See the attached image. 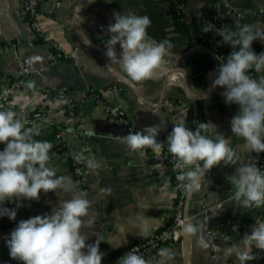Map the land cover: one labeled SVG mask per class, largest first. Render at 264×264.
Masks as SVG:
<instances>
[{
	"label": "crops",
	"instance_id": "obj_1",
	"mask_svg": "<svg viewBox=\"0 0 264 264\" xmlns=\"http://www.w3.org/2000/svg\"><path fill=\"white\" fill-rule=\"evenodd\" d=\"M37 1L44 26L70 51L69 61H61L41 47L39 42L43 39L30 28L15 0H0V93L22 75L20 58L26 66L23 84L11 96V104L0 109L11 108L16 118L28 127L22 111L38 105L46 89L72 91L80 101L87 130H94L88 137L90 149L83 151L86 158L99 161V167L94 168L88 178L91 191L86 193L92 202L90 211L96 222L94 229L85 231L90 232L88 242H94L97 236L105 240L100 243L101 251L106 253L102 264L136 237L160 228L172 212L175 198L168 166L163 162H150L144 148H130L124 139L128 133L105 114L99 103L85 99L90 89L101 90L108 102L124 107L142 130L148 125H158V135L169 134L175 123L184 121L193 102L200 105L206 121L217 125L216 132L229 140L238 159L214 166L205 174L200 190L187 195L184 206L187 222L201 225L203 231L186 235L181 229L179 247L171 251L173 258L169 264H239L235 254L228 255L225 249L233 243H242L243 235L259 223L264 209L263 204L245 207L236 201V187L229 177L236 175V169L242 164L254 162L259 167L264 152H250L244 138L231 130V118L239 107L225 102L222 87H213L220 63L218 55L195 35L184 36L176 31L169 0ZM224 2L233 11L228 18V29L264 21V0ZM210 8L211 0H187V26L199 29ZM118 11L151 18L149 35L157 42L166 40L171 45L170 54L165 57V71L143 81H133L118 62L106 56L108 25L114 22V14ZM252 47L257 53L264 52V41L254 40ZM115 48L120 55L119 43ZM259 75L255 73V77ZM57 112L55 105L48 106L39 137L53 144L49 150V167L55 168L57 175L73 178L70 160L58 152L57 142L52 137L53 126L49 121L57 118ZM63 138L74 151L83 149L74 127L65 129ZM4 146L2 143L0 149ZM186 167L191 170L195 165ZM79 191L82 189L74 181L73 192ZM72 194L60 190L57 194L41 192L38 201L25 200L17 208L20 220L50 213L59 200L69 199ZM144 217L151 218V227L146 234H139ZM218 225L225 227L227 236L219 243L210 239L207 248L199 245V235L209 238L207 229ZM235 225H239L237 230L233 229ZM6 235L7 229L0 217L3 243ZM251 252L256 258L247 264H264L263 250L252 246ZM144 258L150 264H158L162 259L157 252ZM0 264L23 262L13 259L4 243L0 246Z\"/></svg>",
	"mask_w": 264,
	"mask_h": 264
},
{
	"label": "clouds",
	"instance_id": "obj_2",
	"mask_svg": "<svg viewBox=\"0 0 264 264\" xmlns=\"http://www.w3.org/2000/svg\"><path fill=\"white\" fill-rule=\"evenodd\" d=\"M152 20L148 15L133 12L114 14V22L108 25L110 33L105 43L106 56L118 62L133 81H143L165 71V57L171 47L168 41L157 42L149 33ZM204 32L214 31L220 37L218 43L231 45L232 51L226 57L217 59L218 74L213 87H222V95L228 104H236L239 110L231 118V130L243 137L250 152H264V52L257 53L253 41H264V21L245 23L234 29L217 28L205 22ZM119 43L122 52L117 55L115 46ZM250 70L260 73L258 77ZM217 125L211 121H201L193 130L184 121L174 124L166 138L167 149L176 160L177 168L195 165L188 171L178 173L186 194L191 196L200 190L205 174L221 162L228 164L238 159L229 140L216 132ZM158 125H148L142 131L129 132L125 141L133 150L150 147L160 153L165 142L157 139ZM91 136L94 130L86 132ZM39 127H26L23 120L16 118L11 108L0 109V217L15 220L17 208L25 200H39L43 192L73 193L71 198L59 200L50 213L22 219L5 237L9 254L23 264H102L106 255L100 243L105 241L97 236L89 241L96 217L91 214V200L83 191L73 192L74 180L71 176L57 175L56 169L49 167V150L52 142L36 139ZM79 161L85 159L83 153H76ZM203 162L202 164L200 162ZM89 168L99 167V161L88 157ZM236 175L229 177L235 185V199L245 207L264 204V171L256 163H245L236 169ZM110 192L111 189H102ZM5 201H15L16 207L4 206ZM141 232L146 234L151 227V218L144 217ZM239 225L233 226L237 230ZM187 234L202 233V226L185 222L182 228ZM198 243L209 247L210 238L201 234ZM264 250V223H256L250 233H245L242 243H233L225 249L226 254H235L239 264H247L256 258L251 252ZM158 264H169L173 253L161 248ZM118 264H150V261L135 250L126 252Z\"/></svg>",
	"mask_w": 264,
	"mask_h": 264
},
{
	"label": "built area",
	"instance_id": "obj_3",
	"mask_svg": "<svg viewBox=\"0 0 264 264\" xmlns=\"http://www.w3.org/2000/svg\"><path fill=\"white\" fill-rule=\"evenodd\" d=\"M16 5L19 7L21 13L26 18L30 28L43 40L50 43L54 48L69 56L70 51L63 46L57 39H55L46 29L43 24L41 13L38 9L37 0H15ZM175 11L181 21H186V3L182 1H175L174 5ZM233 13L232 9L227 6L224 0H211V8L206 16L202 19V24L205 22L213 23L217 28L226 27L228 28L229 16ZM241 16V13H239ZM201 39L205 40L206 46L208 49L220 56L226 57L232 51L231 45L226 43H218L222 40L218 34L214 31L206 32L201 34ZM2 44V42H1ZM227 46V47H226ZM19 68L21 74L18 79L12 81L7 87L5 92L0 93V108H5L11 104V96L15 93L18 87L23 84L21 81L25 77L24 72L26 69L25 62L20 58ZM255 70H250L249 74L255 77ZM76 95L72 91H67L65 89H46L43 92V99L38 105L33 107L30 110L22 111L25 121L28 124V127H39L41 123L46 119L48 113L47 108L50 104H53L57 107L58 116L56 119L49 121V124L53 126L52 128V137L57 142V150L65 158L70 160L73 178L78 187L82 189L83 192L89 193L90 187L88 185V178L93 172L92 168H89L86 163V156L83 150L90 149L88 144L89 135L86 134V118L82 116V111L80 109V101L76 99ZM85 99L91 102H97L101 105L106 115L111 117L122 129L127 133L142 131L140 124L134 120L128 113V111L119 105H114L108 102L101 90L90 89ZM85 99H82L85 101ZM189 110L193 116H198L202 114V110L196 102H193ZM188 110V111H189ZM188 114V113H187ZM187 118V116H186ZM184 122L188 127H197L199 120L193 117L191 123H187L185 119ZM74 127L78 131V137L81 144L82 150L74 151L70 146L66 145L63 132L69 127ZM54 129L57 132H54ZM167 135H158L157 139L161 142H165L164 148L160 153L154 152L150 147H145V152L148 155V159L152 163L163 162L165 163L170 171L172 178V192L175 198L174 206L172 212L167 216L163 225L154 231L151 234L141 235L136 237L132 242L128 243L119 251L115 252L113 255H110L105 264H118L120 257H122L126 252L130 250H135L138 254L143 257L153 256L159 248H167L170 251L176 250L179 247L178 235L180 230L183 228V224L188 221V218L184 213V206L187 194L184 188L181 186L182 182L177 179L178 173L182 171H188L187 167L177 168L176 160L173 155L167 149L166 138ZM36 139L38 136L35 137ZM2 143H0L1 145ZM76 153H83L85 159L77 160L75 158ZM259 167L264 171V153L261 154ZM43 192V190H41ZM6 207H16V202L6 201ZM264 209V204H263ZM20 221L19 209H17V216L15 220L9 219L7 216L2 217V223L7 229V234L13 230L18 222ZM259 223H264V211ZM207 236L216 242H221L227 236V231L222 225L210 227L207 229ZM4 243L6 244L5 240ZM0 240V246L4 244ZM264 252V250H263Z\"/></svg>",
	"mask_w": 264,
	"mask_h": 264
},
{
	"label": "trees",
	"instance_id": "obj_4",
	"mask_svg": "<svg viewBox=\"0 0 264 264\" xmlns=\"http://www.w3.org/2000/svg\"><path fill=\"white\" fill-rule=\"evenodd\" d=\"M170 1V11L172 12V15L174 17V20H175V28H176V31L178 33H180L181 35H184V36H191L192 34L195 35L197 37V39H199L203 44H206L205 40L201 39V34L203 33H206L204 32L203 30V26L204 24H202L199 29H191L190 27L187 26L186 24V21H181V19L179 18V16L177 15L176 11H175V8H174V5H175V1H182L184 3H187V0H169ZM227 47V46H226ZM200 107V105H199ZM201 109V107H200ZM202 110V109H201ZM193 117H195V119H198L199 120V123L201 121H206L205 119V116L202 114L198 115V116H193V114L191 113V110L188 111V114H187V123H191L192 122V119ZM193 130H195L196 127H191ZM54 132H57L56 129H54ZM39 138V136H38ZM161 249V248H159ZM159 249L156 251L158 253Z\"/></svg>",
	"mask_w": 264,
	"mask_h": 264
},
{
	"label": "water",
	"instance_id": "obj_5",
	"mask_svg": "<svg viewBox=\"0 0 264 264\" xmlns=\"http://www.w3.org/2000/svg\"><path fill=\"white\" fill-rule=\"evenodd\" d=\"M39 44L41 45L42 48L46 49L51 56L57 57L61 61H69V58L65 54L54 48L50 43L44 40H40Z\"/></svg>",
	"mask_w": 264,
	"mask_h": 264
}]
</instances>
